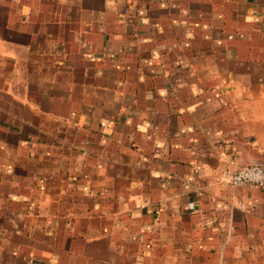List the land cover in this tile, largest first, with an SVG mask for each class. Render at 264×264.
I'll list each match as a JSON object with an SVG mask.
<instances>
[{"label":"crops","instance_id":"obj_1","mask_svg":"<svg viewBox=\"0 0 264 264\" xmlns=\"http://www.w3.org/2000/svg\"><path fill=\"white\" fill-rule=\"evenodd\" d=\"M264 0H0V264H264Z\"/></svg>","mask_w":264,"mask_h":264},{"label":"built area","instance_id":"obj_2","mask_svg":"<svg viewBox=\"0 0 264 264\" xmlns=\"http://www.w3.org/2000/svg\"><path fill=\"white\" fill-rule=\"evenodd\" d=\"M234 185H264V164H249L225 174Z\"/></svg>","mask_w":264,"mask_h":264}]
</instances>
